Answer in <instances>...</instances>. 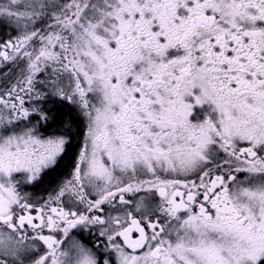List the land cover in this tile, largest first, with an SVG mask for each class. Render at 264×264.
I'll return each mask as SVG.
<instances>
[{
	"label": "snow or ice",
	"instance_id": "1",
	"mask_svg": "<svg viewBox=\"0 0 264 264\" xmlns=\"http://www.w3.org/2000/svg\"><path fill=\"white\" fill-rule=\"evenodd\" d=\"M0 264H264V0H0Z\"/></svg>",
	"mask_w": 264,
	"mask_h": 264
},
{
	"label": "trees",
	"instance_id": "2",
	"mask_svg": "<svg viewBox=\"0 0 264 264\" xmlns=\"http://www.w3.org/2000/svg\"><path fill=\"white\" fill-rule=\"evenodd\" d=\"M62 113L64 114V117L66 119H71V127L68 129V133L71 135L72 140H73V145H78V141H79V134L81 131V127H80V123L79 121L75 118V116L73 115L74 110L71 109L70 107H68L67 105H65L62 108ZM55 127V126H54ZM71 153H69L68 156L65 157V162L69 161L71 158ZM64 163V162H62ZM44 187V185H39L37 186V188H42Z\"/></svg>",
	"mask_w": 264,
	"mask_h": 264
},
{
	"label": "flooded vegetation",
	"instance_id": "3",
	"mask_svg": "<svg viewBox=\"0 0 264 264\" xmlns=\"http://www.w3.org/2000/svg\"><path fill=\"white\" fill-rule=\"evenodd\" d=\"M65 105H67V104H65ZM67 106L70 107L71 109H73L70 105H67ZM73 115L79 121L80 127H81V131H80V134H79V141H78V144H79L80 140L82 139V132H83L84 124H83L82 118H80L78 116V114L76 113L75 110L73 112ZM26 191H28V192H30V193H32L34 195H37V196L41 195V194H46V193H44V187H42V188H37V186L36 187H28Z\"/></svg>",
	"mask_w": 264,
	"mask_h": 264
},
{
	"label": "rangeland",
	"instance_id": "4",
	"mask_svg": "<svg viewBox=\"0 0 264 264\" xmlns=\"http://www.w3.org/2000/svg\"><path fill=\"white\" fill-rule=\"evenodd\" d=\"M25 190H27V188Z\"/></svg>",
	"mask_w": 264,
	"mask_h": 264
}]
</instances>
